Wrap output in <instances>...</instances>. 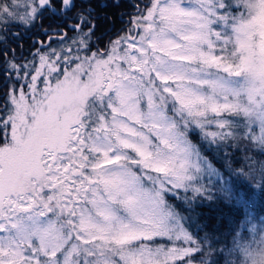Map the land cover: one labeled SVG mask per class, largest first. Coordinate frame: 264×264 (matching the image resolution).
Listing matches in <instances>:
<instances>
[{
	"label": "snow or ice",
	"instance_id": "6c2138e0",
	"mask_svg": "<svg viewBox=\"0 0 264 264\" xmlns=\"http://www.w3.org/2000/svg\"><path fill=\"white\" fill-rule=\"evenodd\" d=\"M132 7L101 47L91 0L0 2V264H264V0Z\"/></svg>",
	"mask_w": 264,
	"mask_h": 264
},
{
	"label": "trees",
	"instance_id": "16d2710c",
	"mask_svg": "<svg viewBox=\"0 0 264 264\" xmlns=\"http://www.w3.org/2000/svg\"><path fill=\"white\" fill-rule=\"evenodd\" d=\"M134 2L136 3L137 0H134ZM91 3L95 8V15L98 17L96 36L102 37L100 46L103 47L109 36L120 34L127 27L126 22L121 19L122 14L123 18H126L135 9L132 7L133 2L130 0H119L118 5L116 0H91ZM35 30L39 29H32V38L39 36V31L35 32ZM29 42L30 39L24 37L23 52L25 56L32 51V49L30 50L32 46H29ZM6 46L15 47V44ZM20 52L21 49L17 48L16 54L20 55ZM0 85H2L0 93H3L5 90L1 78ZM217 159H220V157L217 156ZM257 159L264 160V156H258ZM255 207L259 214L264 215V201L256 199ZM190 214L194 223L193 230L203 228L200 235H204L205 232L212 233L218 229V231H215V235L220 237L229 230V225L236 215V209L222 200L214 199L198 203Z\"/></svg>",
	"mask_w": 264,
	"mask_h": 264
},
{
	"label": "rangeland",
	"instance_id": "374dc122",
	"mask_svg": "<svg viewBox=\"0 0 264 264\" xmlns=\"http://www.w3.org/2000/svg\"><path fill=\"white\" fill-rule=\"evenodd\" d=\"M130 1L133 2V4L135 3L134 0H130ZM0 2H3V0H0ZM145 2H146V0H145ZM18 3L21 5V10H22V6H23V3H24V0H18ZM132 10H133V9H132ZM134 11H135V10L131 11V12H130V15H131L132 13H134ZM130 15H128V17H126V18H123V21H124V22L128 21ZM11 30H12L13 32H15V31H17V30H19V29H18L17 27H12ZM37 31H39V30H35V32H37ZM31 35H32V32L28 33V35H26L25 38L29 39L28 37L31 36ZM116 36H117V35L109 36L108 39L106 40V43L108 42L109 39H113V38H115ZM31 37H32V36H31ZM29 43H30L29 46H32V39H30V42H29ZM106 43H105V44H106ZM105 44H104V45H105ZM31 49H32V47L30 48V50H31ZM32 50H33V49H32ZM17 56H19V55H17ZM1 79H2V78H1ZM1 86H2V85H0V88H1ZM4 90H5V88H4ZM2 95H3V93H0V96H2Z\"/></svg>",
	"mask_w": 264,
	"mask_h": 264
}]
</instances>
